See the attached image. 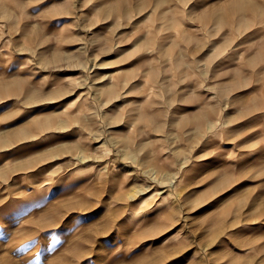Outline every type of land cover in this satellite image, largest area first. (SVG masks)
Wrapping results in <instances>:
<instances>
[{"label": "rangeland", "instance_id": "374dc122", "mask_svg": "<svg viewBox=\"0 0 264 264\" xmlns=\"http://www.w3.org/2000/svg\"><path fill=\"white\" fill-rule=\"evenodd\" d=\"M233 1L0 0V264H264V0Z\"/></svg>", "mask_w": 264, "mask_h": 264}, {"label": "snow or ice", "instance_id": "6c2138e0", "mask_svg": "<svg viewBox=\"0 0 264 264\" xmlns=\"http://www.w3.org/2000/svg\"><path fill=\"white\" fill-rule=\"evenodd\" d=\"M7 71H10V69L9 68H5L3 66H0V72H7Z\"/></svg>", "mask_w": 264, "mask_h": 264}, {"label": "bare ground", "instance_id": "6f19581e", "mask_svg": "<svg viewBox=\"0 0 264 264\" xmlns=\"http://www.w3.org/2000/svg\"><path fill=\"white\" fill-rule=\"evenodd\" d=\"M239 0H234L233 2L234 3H237ZM242 1V0H241ZM86 169V168H85ZM80 170V169H79ZM81 170H83V172H84V169H81ZM87 170V169H86ZM175 214V212H172V215H174Z\"/></svg>", "mask_w": 264, "mask_h": 264}]
</instances>
